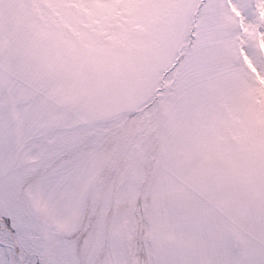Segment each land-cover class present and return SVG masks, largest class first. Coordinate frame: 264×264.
<instances>
[{"label": "snow or ice", "instance_id": "obj_1", "mask_svg": "<svg viewBox=\"0 0 264 264\" xmlns=\"http://www.w3.org/2000/svg\"><path fill=\"white\" fill-rule=\"evenodd\" d=\"M0 264H264V0H0Z\"/></svg>", "mask_w": 264, "mask_h": 264}]
</instances>
